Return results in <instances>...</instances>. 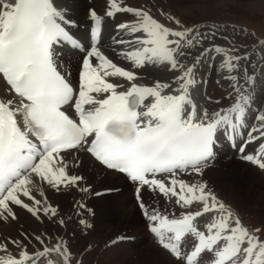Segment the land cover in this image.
<instances>
[{
	"label": "snow or ice",
	"instance_id": "obj_1",
	"mask_svg": "<svg viewBox=\"0 0 264 264\" xmlns=\"http://www.w3.org/2000/svg\"><path fill=\"white\" fill-rule=\"evenodd\" d=\"M76 6L0 0V218L15 220L19 207L57 229L0 238V264H84L67 227L91 229L93 209L77 200L65 216L48 193H93L81 174L88 165L131 188L168 264H264V222L246 225L205 180L221 140L264 170V145L245 154L264 141V38L161 11L164 23L130 0H99L84 8L80 41ZM206 68L227 84L215 100L199 92ZM148 70L163 71L146 79Z\"/></svg>",
	"mask_w": 264,
	"mask_h": 264
},
{
	"label": "bare ground",
	"instance_id": "obj_2",
	"mask_svg": "<svg viewBox=\"0 0 264 264\" xmlns=\"http://www.w3.org/2000/svg\"><path fill=\"white\" fill-rule=\"evenodd\" d=\"M90 2L97 3V6H99V0H77L76 18L78 25L73 28V32L76 35H81L88 28L85 23L83 11L85 6ZM130 2L143 5L144 8L149 9L155 17H158L164 23H167V18L166 16L160 15L161 11L174 15L184 22H195L199 24L212 23L210 22L211 20L221 22V17H252L256 20L264 19V0H130ZM239 19L241 21L242 18ZM215 24L222 25V23ZM223 31L224 29L222 28L221 32ZM236 35L240 36L237 32ZM110 41L111 36H108V42L110 43ZM249 48H251V43L249 44ZM254 59L258 60L259 54ZM63 63L65 64L66 70L71 69L73 72L76 71L74 57L65 54ZM259 67L260 65L257 64L258 70ZM162 71L157 73L153 70H148L141 74L146 79H151L154 75L161 74ZM204 72L206 73V82L200 85L199 92L205 93L211 80L217 79L220 82L221 93L216 98L211 97L215 100L224 93L227 84L224 81V77L218 75L214 68H206ZM219 144L220 148L217 152V157L206 172L205 180L209 186L215 191L217 190L216 192L219 197L227 203L232 204L233 201H239L249 211L258 212L264 220V170H261L258 165L242 161L239 155L236 154L238 150H231L230 144H225L223 140ZM262 145H264V141L249 145L245 154L258 155L261 152ZM81 174L85 175V178L93 186V193L84 194L75 189H67L53 195L49 191L51 193V200L58 203L61 213L65 214V216H74L71 212V207L77 200H83L88 208L93 209V212L95 211L94 214L88 217L92 228L87 232L81 231L74 223L68 224V239L72 242L73 246L79 247L80 251L86 250L85 257H89L92 260V264L106 263L112 259V256L114 257V254L116 255L119 252L115 249L121 252L122 249L124 250L125 253L122 252L125 254L122 255L123 258V256H130V254H136V256L140 253L143 254L142 248H145L144 251L148 252L149 249L147 247L149 246H152L154 250L156 249L153 256L157 252L160 255H165L169 259L166 253L157 246L152 236L145 230L144 219L133 203L131 188L122 179H119L109 172L96 170L91 165L84 167L81 170ZM111 185H114V187L111 190H106V186ZM37 187L39 188V182H37ZM43 187L47 190V185ZM96 192L101 193V195H95ZM145 199L148 200V197L145 196ZM154 204L155 206H161L159 203ZM14 211L16 215L15 220H4L0 218V238L10 236L18 237L20 232L32 233L33 230L42 232L47 230L51 233H55L57 230L56 225L47 218H44L43 223L35 222L26 210L14 207ZM167 211L174 213L176 210L169 207ZM109 221H111L110 224L108 223ZM111 223L116 227H126V225L127 227L124 231L113 236L112 239L105 241L104 236L112 232L110 231L113 227ZM120 235H130L131 238L126 237L123 240H118L117 237ZM110 241H114L115 243L110 244ZM102 243L103 245L101 246ZM143 243L145 244L141 247ZM89 245H91L90 248ZM157 257L160 256L157 255ZM159 262V264H162L161 260Z\"/></svg>",
	"mask_w": 264,
	"mask_h": 264
},
{
	"label": "rangeland",
	"instance_id": "obj_3",
	"mask_svg": "<svg viewBox=\"0 0 264 264\" xmlns=\"http://www.w3.org/2000/svg\"><path fill=\"white\" fill-rule=\"evenodd\" d=\"M237 18H238V20H237ZM237 18L236 17L235 18H233V17L222 18L221 17V19H222L221 22L220 21L218 22V21H215V20H211L210 22L219 23V24L222 23V25H229V26L236 24V27L239 29V31L237 33L240 35L241 39H244V37L241 35V33L243 32L244 29H247L248 33H254L256 37L264 38V19L256 20V19H253L252 17H249V18L248 17H237ZM239 18H242L241 21H239L240 20ZM250 43H251V41H248V44H250ZM220 87L221 86H220L219 80H217V79L211 80V83L208 85V88L206 90L207 96L216 98L221 93V91H220L221 88ZM48 194H49V198L51 199V197H50L51 193L49 192ZM151 200H148L149 204L152 203L151 205L155 207L154 203H159L161 206H159V205H156V206H159V209L162 212L164 211L163 209H165V205L163 203H161L160 201H158L159 200L158 198L153 197ZM229 204L230 205L233 204L232 207L239 214V216L241 217L242 221L246 225L257 226L258 227L261 224V222H264L263 218L258 214V212L249 211V209L244 208L240 204L239 201H233L232 204L231 203H229ZM169 207H171V206H169ZM240 208H242V209H240ZM240 210H243V211H240ZM93 213H95V211ZM169 214H172V213H169ZM111 221H113V219H111ZM111 221H109L108 223L110 224ZM111 224H113V223H111ZM112 226L114 227L115 225L113 224ZM113 227H112V229H110V231H112V232H109L107 236H104L105 241L107 239L108 240L112 239L113 236H115L116 234L120 233L121 231H124L126 229L127 225H126V227H122V226H120V227L119 226H117V227L115 226L114 228ZM87 231H85V232H87ZM110 236H111V238H110ZM121 236H123V235H120L118 237H121ZM123 237H130L131 238L130 235L129 236L126 235V236H123ZM146 242L150 243L148 241H146ZM145 243H143L141 247H143V245ZM102 245H103V243L101 244V246ZM73 247L76 250H80L79 247H76V246H73ZM147 248L149 249L148 252L144 251L145 248H142L143 249L142 250L143 254L140 253L137 256H136V254H134V255L130 254V256H128V255L127 256H123V258H122V255H125V254H123L122 252H124V250L122 249V252H121L120 250L115 249V250L119 251L120 253L119 252L117 253V251L115 252V250H114V252L117 253V254L116 255L114 254V257L112 256L111 257L112 259L108 260L104 264H159L160 263L159 260H161L162 264H166V263L168 264L169 259L165 255H163V254L160 255L159 253L155 252V254L153 256V253H154V251L156 249L154 250L152 246H149ZM135 252L137 253V251H135ZM157 255H159L160 257L156 258ZM159 258H161V259H159ZM84 264H92V260H90L89 257H85L84 256Z\"/></svg>",
	"mask_w": 264,
	"mask_h": 264
}]
</instances>
